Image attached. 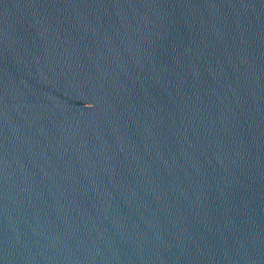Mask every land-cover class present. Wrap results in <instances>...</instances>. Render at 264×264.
<instances>
[{
    "label": "water",
    "instance_id": "1",
    "mask_svg": "<svg viewBox=\"0 0 264 264\" xmlns=\"http://www.w3.org/2000/svg\"><path fill=\"white\" fill-rule=\"evenodd\" d=\"M0 264H264V0H0Z\"/></svg>",
    "mask_w": 264,
    "mask_h": 264
}]
</instances>
